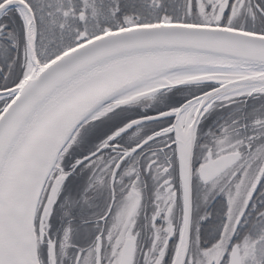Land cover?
I'll return each instance as SVG.
<instances>
[{
  "label": "snow or ice",
  "instance_id": "obj_1",
  "mask_svg": "<svg viewBox=\"0 0 264 264\" xmlns=\"http://www.w3.org/2000/svg\"><path fill=\"white\" fill-rule=\"evenodd\" d=\"M0 264H264V0H0Z\"/></svg>",
  "mask_w": 264,
  "mask_h": 264
}]
</instances>
